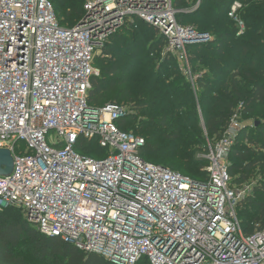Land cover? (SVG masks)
<instances>
[{"label":"built area","instance_id":"built-area-1","mask_svg":"<svg viewBox=\"0 0 264 264\" xmlns=\"http://www.w3.org/2000/svg\"><path fill=\"white\" fill-rule=\"evenodd\" d=\"M176 1L88 0L83 23L67 28L51 0H0V148L15 161L0 175V211L17 207L41 233L113 264H264V227L246 234L237 213L252 185H235L229 171L238 114L208 141L207 178L197 180L144 159L145 137L119 124L127 106L89 102L96 55L139 20L190 74L187 45L211 36L178 21L201 0L190 10ZM243 7L235 0L229 11L239 34ZM88 142L106 154L83 153Z\"/></svg>","mask_w":264,"mask_h":264},{"label":"trees","instance_id":"trees-1","mask_svg":"<svg viewBox=\"0 0 264 264\" xmlns=\"http://www.w3.org/2000/svg\"><path fill=\"white\" fill-rule=\"evenodd\" d=\"M51 1L61 25L70 28L82 21L88 0H63L61 6L67 8L69 26ZM234 1L201 0L193 12L178 14L181 24L211 36L208 41L187 45L190 74L175 65L174 61H180L167 50V39L150 24L139 20L119 29L101 49L104 58L111 57L114 51L119 56L103 64L102 76L92 78L89 102L101 107L126 100L132 110L119 124L145 137L144 159L197 180L207 178L206 154L199 158L198 150L207 137L212 142L220 139L238 114L244 127L230 153V162H236L230 163L229 171L235 185L252 184L251 194L237 207L244 232L251 234L257 225L264 227V120L252 118L258 108H264V0H240L244 4L243 34H239L238 23L229 16ZM197 2L177 0L176 7L187 10ZM186 16L195 19L183 20ZM149 29L159 35L157 39L145 32ZM122 33L130 34L131 39L123 40ZM142 36L146 43L143 48ZM117 86L122 88L108 100L110 90ZM199 112L204 116L205 129ZM138 117L139 124L132 127L130 121ZM146 126L150 130L147 135L141 131ZM158 135L165 141L158 140ZM86 144L83 153L98 157L106 154L99 146ZM163 158L177 160L165 163ZM178 161H182L181 169L187 172L176 168ZM252 179L256 182L252 183ZM251 210L256 216L250 215ZM24 242L26 247L22 248ZM28 257L42 264H113L96 252L83 251L59 237L41 233L26 219L18 222L0 212V264H30Z\"/></svg>","mask_w":264,"mask_h":264},{"label":"rangeland","instance_id":"rangeland-1","mask_svg":"<svg viewBox=\"0 0 264 264\" xmlns=\"http://www.w3.org/2000/svg\"><path fill=\"white\" fill-rule=\"evenodd\" d=\"M54 1V4H55V6H56V10H57V12H58V14L60 15V16H62L63 18H67V14H66V12H67V8L65 7V6H61L62 5V2H63V0H53ZM190 9H192V8H190ZM190 9H187V10H190ZM206 9H208V6L206 7ZM187 13H190V12H187ZM195 19V17H191V16H186V17H184L183 18V20H194ZM70 19H68L67 18V20H65V24L66 25H70ZM146 33H148V34H150L151 35V37L152 38H158V34H154L153 33V31L151 30V29H149V31H145ZM123 35H121V38L123 39V40H129V39H131V35L130 34H125V33H122ZM145 38L142 36L141 37V42L143 43V45L141 46V48H143V46L144 45H146V43H145ZM118 43V42H117ZM138 53L140 54L141 52H139L138 51ZM154 53H157V51H154ZM171 53V52H170ZM97 57H96V59H95V66H96V68H97V71H98V74H97V76H102V74H103V72H102V66H103V64H107L108 62H110V60L111 59H113V60H115V58H117L118 56H119V54L118 53H116L115 51L113 52V54L111 55V57H109L108 58V56L106 57V58H104V57H102L101 56V51L96 55ZM174 63H175V65L178 67V68H181V70L182 71H184V73L186 74V69H185V67L183 66V64L182 63H177L176 61H174ZM173 74V73H172ZM122 87L121 86H117L114 90H110V92H109V94H110V97H109V99L108 100H112V96H113V94H115L118 90H120ZM118 101H120V102H122L121 100H118ZM122 104L124 105V106H127L129 109H130V111L132 110V108L130 107V105H128L127 104V102H126V100L124 101V102H122ZM199 114H200V124H201V126L205 129V120H204V116H203V114L201 113V112H199ZM143 116H144V114H143ZM252 118L253 119H263L264 120V108H258V110H257V112L254 114V115H252ZM140 117H138V118H135L134 120H132V121H130V125L133 127V126H137V124H139V122H140ZM248 121V120H247ZM141 122H143V121H141ZM249 122H250V120H249ZM251 123V122H250ZM141 131H143L144 132V134L145 135H147L149 132H150V130L149 129H147V126L146 127H143V129L141 130ZM212 138V137H211ZM158 140H161V141H165V139H164V137L162 136V135H158ZM208 137H207V139H206V141L204 142V144L202 145V147H201V149H199L198 150V156H199V158H202V157H204V155L206 154V152L204 151V148L208 145ZM209 141H212V139H210ZM19 145L22 147V148H26V143L24 142V141H21V142H19ZM94 157H98V156H94ZM153 161H157V159H152ZM174 160H177L176 158H163L162 159V161L163 162H169V161H174ZM234 162H236V161H234V159H231V162L230 163H234ZM178 163H179V166H177L176 168L177 169H180V170H182V171H184V172H187V171H185V170H183V169H181V165L183 164L182 163V161H178ZM203 170V169H202ZM257 178V177H256ZM253 180V182L252 183H254V182H256V179H252ZM248 184H250V185H252L251 183H248ZM251 194V191H247V195H250ZM252 211V213H253V215L252 214H250L252 217H254V216H256V212L255 211H253V210H251ZM0 212H2V213H4L7 217H9L10 219H13V220H16V221H18V222H21V220H25V216H24V214H23V212H22V210L21 209H19V208H17V207H8V208H6V209H3V210H1ZM250 215H247L248 217H250L251 218V216ZM21 247L22 248H25L26 247V243L24 242L22 245H21ZM28 262L30 263V264H42V263H39V262H37V261H35V260H33L32 258H30V257H28Z\"/></svg>","mask_w":264,"mask_h":264},{"label":"water","instance_id":"water-1","mask_svg":"<svg viewBox=\"0 0 264 264\" xmlns=\"http://www.w3.org/2000/svg\"><path fill=\"white\" fill-rule=\"evenodd\" d=\"M80 23H83L80 21ZM14 156L9 148H0V175H10L14 169Z\"/></svg>","mask_w":264,"mask_h":264}]
</instances>
